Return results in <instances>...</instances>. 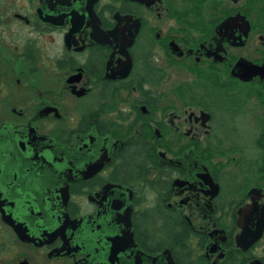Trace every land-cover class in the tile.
I'll return each instance as SVG.
<instances>
[{
  "label": "flooded vegetation",
  "instance_id": "1",
  "mask_svg": "<svg viewBox=\"0 0 264 264\" xmlns=\"http://www.w3.org/2000/svg\"><path fill=\"white\" fill-rule=\"evenodd\" d=\"M0 264H264V0H0Z\"/></svg>",
  "mask_w": 264,
  "mask_h": 264
}]
</instances>
